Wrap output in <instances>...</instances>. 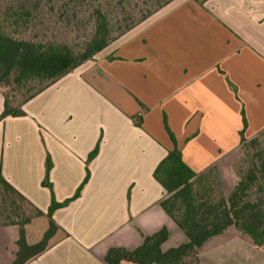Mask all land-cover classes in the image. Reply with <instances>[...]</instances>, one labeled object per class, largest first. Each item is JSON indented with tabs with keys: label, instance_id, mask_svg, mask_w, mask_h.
I'll return each mask as SVG.
<instances>
[{
	"label": "crops",
	"instance_id": "obj_1",
	"mask_svg": "<svg viewBox=\"0 0 264 264\" xmlns=\"http://www.w3.org/2000/svg\"><path fill=\"white\" fill-rule=\"evenodd\" d=\"M3 110L0 91V116ZM22 111L0 120V175L29 209L49 208L41 185L47 157L62 203L83 182L99 144L80 197L53 213L59 230L27 264H105L110 248L134 250L162 228L161 251L177 248L187 238L162 209L166 191L153 178L173 149L163 120L183 163L197 175L215 167L222 183V157L241 147L243 116L247 141L264 134V0H173ZM40 219L46 226L37 240L32 220L24 227L29 245L47 230L48 219ZM18 236V225H0V264H12ZM196 263L264 264V249L230 227L203 244Z\"/></svg>",
	"mask_w": 264,
	"mask_h": 264
},
{
	"label": "trees",
	"instance_id": "obj_2",
	"mask_svg": "<svg viewBox=\"0 0 264 264\" xmlns=\"http://www.w3.org/2000/svg\"><path fill=\"white\" fill-rule=\"evenodd\" d=\"M173 0L163 1L154 10L153 14ZM202 4L206 0H194ZM149 14V13H148ZM142 17L135 27L148 19L151 15ZM133 24V23H132ZM127 25L125 32L117 38L112 37V30L106 17L98 15L91 39L79 51L66 45H45L15 39L0 30V91L4 97V110L0 120L6 117H24L22 106L36 95L55 84L58 80L71 73L82 64L93 58L115 42L118 38L131 31L133 25ZM109 60H115L110 57ZM36 80L45 86L24 100L17 108L11 107L7 97L1 90L10 84L22 87L27 82ZM141 110L146 108L140 104ZM133 124L140 127L142 114L132 117ZM243 129L240 132L241 146L244 144H257L256 139L247 141L244 138L246 121L243 116ZM164 129L173 145V149L159 162L153 172V178L166 191L165 198L160 205L165 213L174 221L177 227L187 238V243L161 251V245L168 238V231L162 228L157 233L143 237L142 244L134 250L124 248H110L105 256V264H119L122 261L134 264H197L198 250L209 239L223 234L228 228L234 227L239 233L249 237L255 246L264 249V198L256 193L264 192V155L260 152L250 159V167L242 178L235 184L230 193L225 196L223 192L214 195L209 187L210 178L213 184L221 187V181L215 167L210 168L202 175H197L181 159V152L177 149L176 140L170 132L166 120H163ZM99 146L89 154L86 161V176L77 188L75 194L58 203L55 201L52 186L48 181L52 163L46 159L45 177L41 185L50 191V206L46 214L34 208L33 217L45 216L48 227L42 239L29 245L25 238V225L31 217L20 222L9 221L3 225H18L19 236L16 241L17 251L12 264H27L43 254L49 248L51 238L57 233L59 227L53 221V213L57 209L67 207L80 197L81 191L89 181L88 164L95 158ZM0 187L19 202L27 201L15 191L0 175ZM216 196V197H215ZM29 205V203H28ZM12 209L21 213V205H14Z\"/></svg>",
	"mask_w": 264,
	"mask_h": 264
},
{
	"label": "rangeland",
	"instance_id": "obj_3",
	"mask_svg": "<svg viewBox=\"0 0 264 264\" xmlns=\"http://www.w3.org/2000/svg\"><path fill=\"white\" fill-rule=\"evenodd\" d=\"M163 1L165 0H0V30L15 39L35 44L66 45L79 51L91 39L99 14L107 18L112 37L117 38L125 32L127 25L133 23L132 27H135L142 17L148 13L153 14ZM44 86V83L32 80L22 87L10 84L1 90L10 106L17 108ZM256 140L257 144H244L237 151L227 154L225 159L222 157V162L226 164L222 172L223 184L218 188L213 184L214 178L209 180V187L212 191L215 190L214 195L223 192L227 196L250 167V159L260 151L264 155V134ZM252 195L264 198V192L256 193V189L252 191ZM14 205H21V213L12 209ZM33 215L34 209H29L13 196L10 199L0 187V225L31 217V240H37L46 221L40 219L42 216Z\"/></svg>",
	"mask_w": 264,
	"mask_h": 264
}]
</instances>
